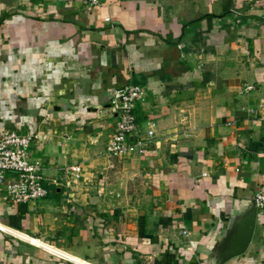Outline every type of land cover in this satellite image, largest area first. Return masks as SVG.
<instances>
[{"label":"crops","instance_id":"1","mask_svg":"<svg viewBox=\"0 0 264 264\" xmlns=\"http://www.w3.org/2000/svg\"><path fill=\"white\" fill-rule=\"evenodd\" d=\"M87 1L0 0V136H34L47 190L0 195V264H214L264 187V0ZM130 84L155 137L110 158V98ZM224 264H264L263 210Z\"/></svg>","mask_w":264,"mask_h":264},{"label":"built area","instance_id":"2","mask_svg":"<svg viewBox=\"0 0 264 264\" xmlns=\"http://www.w3.org/2000/svg\"><path fill=\"white\" fill-rule=\"evenodd\" d=\"M87 2L89 7H95L99 3L98 0ZM105 21L108 22L109 18ZM251 90L253 86L250 85L243 88L244 93ZM144 95L145 89L137 84L126 85L112 93L109 105L116 114L117 124L105 149L108 157L140 158L153 142V123L144 136L138 134L136 103L142 100ZM33 142L34 136L18 134L15 131H6L0 136V195L6 202L24 204L47 196V190L43 186L42 164L29 160ZM69 170L75 180L80 178L79 166H71ZM253 201L257 209L264 211V187L255 193Z\"/></svg>","mask_w":264,"mask_h":264},{"label":"water","instance_id":"3","mask_svg":"<svg viewBox=\"0 0 264 264\" xmlns=\"http://www.w3.org/2000/svg\"><path fill=\"white\" fill-rule=\"evenodd\" d=\"M257 208L252 201L249 208L240 210L234 217L230 218L225 233L220 239L213 254L214 264H224L226 261L243 255L252 240Z\"/></svg>","mask_w":264,"mask_h":264}]
</instances>
